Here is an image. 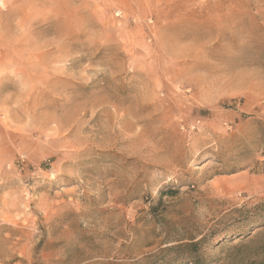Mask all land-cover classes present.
<instances>
[{
  "label": "rangeland",
  "instance_id": "obj_1",
  "mask_svg": "<svg viewBox=\"0 0 264 264\" xmlns=\"http://www.w3.org/2000/svg\"><path fill=\"white\" fill-rule=\"evenodd\" d=\"M189 259L264 264V0H0V264Z\"/></svg>",
  "mask_w": 264,
  "mask_h": 264
},
{
  "label": "trees",
  "instance_id": "obj_2",
  "mask_svg": "<svg viewBox=\"0 0 264 264\" xmlns=\"http://www.w3.org/2000/svg\"><path fill=\"white\" fill-rule=\"evenodd\" d=\"M198 246V243H191L190 245H188V247H191V248H196ZM190 261L189 263L190 264H196L195 260L193 259H189V260H186V261H182V263L184 262H188ZM181 263V262H180Z\"/></svg>",
  "mask_w": 264,
  "mask_h": 264
}]
</instances>
